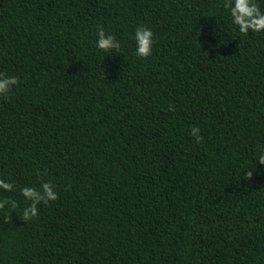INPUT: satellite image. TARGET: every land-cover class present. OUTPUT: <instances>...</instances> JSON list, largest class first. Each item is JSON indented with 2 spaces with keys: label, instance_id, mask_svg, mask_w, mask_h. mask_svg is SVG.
Returning a JSON list of instances; mask_svg holds the SVG:
<instances>
[{
  "label": "trees",
  "instance_id": "obj_1",
  "mask_svg": "<svg viewBox=\"0 0 264 264\" xmlns=\"http://www.w3.org/2000/svg\"><path fill=\"white\" fill-rule=\"evenodd\" d=\"M222 3L0 0V72L18 79L0 98L17 191L0 196L57 192L29 222L0 211V264H264V33L238 34ZM97 25L118 56L94 49Z\"/></svg>",
  "mask_w": 264,
  "mask_h": 264
},
{
  "label": "clouds",
  "instance_id": "obj_2",
  "mask_svg": "<svg viewBox=\"0 0 264 264\" xmlns=\"http://www.w3.org/2000/svg\"><path fill=\"white\" fill-rule=\"evenodd\" d=\"M264 4V0H223L222 7L226 10L230 18V24L242 36L251 33H264V9L260 7ZM94 49L105 57L121 52L122 42L118 40L110 31L104 29L103 26L97 25L95 29ZM129 39L134 43L133 55L139 59H146L152 55L155 44L154 32L150 27L139 25L133 29ZM18 85L16 76L7 75L0 72V98L7 99L13 89ZM169 111H173L172 105H169ZM189 135L193 137L198 145L203 141L200 135V128L192 126L189 129ZM264 165V149L260 150L254 159L255 165ZM37 175H41L37 173ZM251 177L252 171L246 173ZM17 191L14 181L9 182L0 179V193H10ZM18 194L22 197L26 206L20 207L17 200L7 196H0V211L7 212L4 222L10 221V214L17 213L19 210V220L25 222L31 221L38 214V206H47L50 202L57 199V192L54 185L48 181H42L38 187L23 186L19 187Z\"/></svg>",
  "mask_w": 264,
  "mask_h": 264
}]
</instances>
